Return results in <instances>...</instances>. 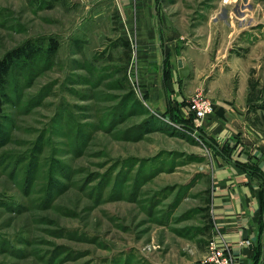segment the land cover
Listing matches in <instances>:
<instances>
[{
    "label": "rangeland",
    "instance_id": "obj_1",
    "mask_svg": "<svg viewBox=\"0 0 264 264\" xmlns=\"http://www.w3.org/2000/svg\"><path fill=\"white\" fill-rule=\"evenodd\" d=\"M157 2L219 40L222 97L264 146V0ZM26 41L34 59L1 90L0 264H211L213 155L237 144H213L186 100L159 111L136 92L115 0H0V58ZM256 227L264 264V218Z\"/></svg>",
    "mask_w": 264,
    "mask_h": 264
},
{
    "label": "crops",
    "instance_id": "obj_2",
    "mask_svg": "<svg viewBox=\"0 0 264 264\" xmlns=\"http://www.w3.org/2000/svg\"><path fill=\"white\" fill-rule=\"evenodd\" d=\"M115 3L118 36L134 47L128 61V76L136 92L159 111L167 110L169 104L184 112V100L195 90L206 88L205 95L215 111L203 120L202 128L213 144L221 146L225 140L237 144L227 148V155L222 150L213 155L210 240L227 248L232 257L230 264H253L255 252L249 243H253L256 224L264 218V212L257 177L251 167L262 168L264 146L259 143V132L245 118L243 108L231 103L234 97H222L219 40L214 47L210 30L198 35L202 30L192 33L181 29L185 27L181 19L161 11L157 0H115ZM177 19L181 22L177 23ZM178 59L189 69L186 77L179 75ZM237 159L246 167H241ZM244 229L249 243L242 240Z\"/></svg>",
    "mask_w": 264,
    "mask_h": 264
},
{
    "label": "trees",
    "instance_id": "obj_3",
    "mask_svg": "<svg viewBox=\"0 0 264 264\" xmlns=\"http://www.w3.org/2000/svg\"><path fill=\"white\" fill-rule=\"evenodd\" d=\"M122 43L124 46H126L128 49H130L129 42L127 40L122 39ZM57 47H58V44H57L56 40L48 39L47 48L51 52H54L57 49ZM34 55H35V53H34V50L32 48L31 41H26L24 44L10 49L0 58V113L2 111V106L4 103V99H5L4 94L1 90H2V87L5 85L7 78L9 77L12 69L18 64V62L26 65V63L28 61L34 59ZM127 56L129 58V53H127ZM248 86H249V91L247 93L246 101H247V103H251L254 101V98L253 99L251 98L254 86H253V83H251L250 79L248 80ZM261 91H264V87L261 88ZM260 107L264 110V104H260ZM213 109L215 111L214 106H213ZM222 116H223V112H222ZM252 171H253V169H252ZM259 197L261 200V198H262L261 190L259 191ZM208 229H209V227H208ZM251 248L255 249L252 244H251ZM254 252H255V250H254Z\"/></svg>",
    "mask_w": 264,
    "mask_h": 264
},
{
    "label": "built area",
    "instance_id": "obj_4",
    "mask_svg": "<svg viewBox=\"0 0 264 264\" xmlns=\"http://www.w3.org/2000/svg\"><path fill=\"white\" fill-rule=\"evenodd\" d=\"M187 111L196 121L202 123L207 116L213 113V103L204 96L202 91L196 90L187 99ZM207 259L211 264H230L232 261L226 247H218L212 242L209 245Z\"/></svg>",
    "mask_w": 264,
    "mask_h": 264
},
{
    "label": "water",
    "instance_id": "obj_5",
    "mask_svg": "<svg viewBox=\"0 0 264 264\" xmlns=\"http://www.w3.org/2000/svg\"><path fill=\"white\" fill-rule=\"evenodd\" d=\"M177 66H178V72L181 77H186L189 73L188 67L185 65L184 61L182 59L177 60ZM242 240L248 242V235L247 230L244 229L242 231ZM249 246L251 247V244L249 243Z\"/></svg>",
    "mask_w": 264,
    "mask_h": 264
}]
</instances>
